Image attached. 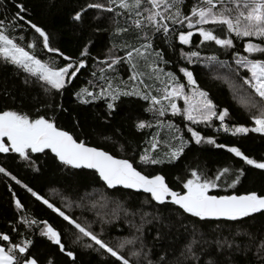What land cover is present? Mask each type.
Returning a JSON list of instances; mask_svg holds the SVG:
<instances>
[{
    "label": "snow or ice",
    "instance_id": "1",
    "mask_svg": "<svg viewBox=\"0 0 264 264\" xmlns=\"http://www.w3.org/2000/svg\"><path fill=\"white\" fill-rule=\"evenodd\" d=\"M184 5L185 0H96L75 12L72 19L76 22H82L88 10H97L96 19L103 13L113 14L110 17L114 25L111 35L118 40L113 41L109 58L99 63L106 65V69L114 73L117 72L118 64H127L130 73L128 81L131 82L129 89L128 82L121 80L118 74L109 77L105 74V67H101L99 79L103 83L99 85V91L81 88L75 93V98L80 104L103 99L111 115L115 111V102L120 97H138L148 103L149 107L144 111L153 115L157 125L163 127L158 118L164 117L166 113L170 112L173 117L180 116L187 122L184 127L190 133L191 141L197 145L207 143L216 148H226L227 152L239 158L245 165L264 171V161L250 158L238 147L218 144L213 138H205L190 127L199 124L211 127V122L216 119L220 121V129L225 133L231 132L233 136L249 132L264 136V0H196L187 13L183 10ZM14 7L16 11L10 19L5 17V20H0V59L22 71L25 74V84L35 82L45 94L62 95L66 86L86 67V58L90 54L88 45H85L78 59L64 55L53 45L52 37L43 28L26 19L24 13L27 9L22 3L15 2ZM0 8L7 11L3 0H0ZM118 17H124L123 25L120 24ZM6 20L10 27H6ZM24 25L38 35L44 50L55 54L57 58H62L63 63H57L56 59L51 58L42 61L24 46L14 42V38L8 34L9 30L23 28ZM185 28L187 31L183 30ZM130 32L140 41L139 46L129 43L125 38L124 34ZM194 33L199 36L197 49L215 45L216 49L225 53L232 50V62L219 59L215 52L202 57L198 50L181 51L180 58L186 60L188 64L203 62L204 67L214 66L218 70L223 69L224 72L221 74L218 71L214 78L229 86L233 98L249 113L253 127L230 128L225 122V118L229 116L228 109L218 108L209 92L199 87L193 71L187 67L179 68V73L186 83L178 79L173 72L165 71L161 67L170 62L165 59L162 51L156 50L154 38L162 35L163 42L170 47L173 37L179 45H190ZM19 39L23 40L24 37L21 36ZM235 41L242 42L244 54L236 49ZM26 47L33 49L35 45L28 43ZM118 50L124 52L123 57L115 54ZM241 70H244L243 75ZM93 76L96 74L93 73ZM89 84L96 87L93 81H89ZM154 85L159 86L154 88ZM180 100L183 101L182 108L177 103ZM48 107L55 113V110L62 106L52 103ZM55 121V114L51 117L39 115L33 118L11 109L0 110V154H15L13 159L18 157L26 166L32 167L33 171H38L33 155L48 156L50 153L51 157L66 169L91 170L108 190L122 188L142 191L150 195L151 201L159 205H175L183 213L200 221L221 219L237 221L252 217L256 213L264 215V195L255 191L231 195L209 194L211 189L220 187L217 181L222 177L230 179V182L226 180L228 187H235L243 175L242 170H238L235 178H231V170L225 167L213 178H209L199 168H192L189 176L182 182V190L174 191L162 174H144L128 159H117L106 151L90 147L84 141H78L68 131L58 127ZM151 127L153 124L146 120H138L135 124L137 131ZM167 128L171 133V139L165 142L166 150L162 153L158 151L160 141L156 139L158 133H154L150 148L145 149L139 157L140 163L172 164L182 156L190 141L178 134L180 129L173 123L168 122ZM0 174L26 188L36 201L61 217L75 230V242L83 241L84 247L98 251L101 255L106 254L112 258L111 264H188L189 261L200 259L194 250V245L199 243L196 239L186 245L180 255L172 261H169L166 255H159L153 259L150 252L144 251L145 246L140 236L121 239L114 246L103 238V230L97 233L92 229L91 223H81L79 218L66 214L62 208L54 206L37 191L22 184L5 167L0 166ZM13 200L15 207L21 209V202L15 196ZM101 200L107 201V197L102 194ZM67 206L70 208L72 204L68 203ZM96 206L95 203L92 204L93 208ZM103 206L102 204L101 207ZM101 220L103 221L102 217ZM20 224L26 229L43 224L40 235L75 261L74 253L66 250L61 234L46 221L24 216ZM142 227L143 225L137 227L136 231L142 232ZM13 231L21 236L17 242H12L8 234H0V264H38V261L29 254L33 241L19 232L18 228H14ZM193 235L195 236V230ZM138 243L139 248L136 247ZM217 244L218 247L222 246L220 242ZM261 251L264 252V246Z\"/></svg>",
    "mask_w": 264,
    "mask_h": 264
},
{
    "label": "trees",
    "instance_id": "2",
    "mask_svg": "<svg viewBox=\"0 0 264 264\" xmlns=\"http://www.w3.org/2000/svg\"><path fill=\"white\" fill-rule=\"evenodd\" d=\"M15 2L25 6L26 19H30L43 28L52 37L53 45L64 55L78 59L85 45H88L90 54L86 58V67L73 78L72 83L66 86L62 95L45 94L40 85L35 82L25 84V74L0 59V110L11 109L26 113L33 118L39 115L51 117L55 114L57 126L68 131L78 141H84L90 147L106 151L117 159H128L137 170L144 174H162L166 183L174 191L182 190V182L189 176L192 168H199L209 178H213L227 167L231 170V178H235L238 170L243 171L239 182L235 187L230 188L227 186L230 179L222 177L220 181H217L220 187L211 189L210 195L246 194L248 191L264 195V171L245 165L239 158L227 152L226 148H216L207 143L197 145L191 141V135L184 127L187 122L181 117L166 114L158 119L163 125L168 122L176 125L180 129L178 134L190 141L182 156L172 164H142L139 157L145 149L150 148L154 133H158L156 139L160 141L158 151L162 152L165 149L163 143L165 131L163 127L156 124V119L151 113L144 111L149 107L146 101L135 96H122L115 102V111L109 115L103 99L88 104H80L76 100L75 93L81 88L98 92L99 85L103 83L99 79L100 68L106 69V65H101L99 62L109 58L113 41L118 40L111 35L114 27L110 19L113 16L112 13H108L101 21L91 22L90 34L75 49H70L64 45L60 21L66 14L74 12L79 7L81 4L79 0H3L7 11L0 8V20H5V17L11 18L16 11ZM195 2L196 0H185L183 9L185 13ZM117 19L121 25L125 23L124 17ZM5 23L6 27H10L7 20ZM183 30L187 31L186 28ZM8 34L14 38V42L24 46L38 59L48 61L51 58L56 59L57 63H63L62 58H57L55 54L43 49L41 39L34 31L28 29L27 25L9 30ZM124 35L129 43L139 46L140 41L134 38L132 32ZM21 36L24 37L23 40L19 39ZM233 39L235 40L234 37ZM253 42L257 41L253 40ZM28 43H33L35 47L27 49ZM154 43L156 50L162 51L165 59L170 62L161 66L165 71L173 72L178 79L185 82L182 74L179 73V68L187 67L193 71L199 87L209 92L218 108L228 109L229 116L226 117L225 122L230 128L252 126L249 113L236 102L228 87L221 80L214 78L217 72L224 71L223 69L218 70L214 66L204 67L203 62L188 64L186 60L180 58L181 51L198 50L202 57L215 52L219 59L228 60L231 63L232 50L225 53L216 49L215 45L197 49L199 36L196 33L190 45H179L173 37L170 47L163 42L162 35L155 37ZM235 44L236 49L244 54L242 42L235 41ZM115 54L124 56L122 50L116 51ZM233 67H235L234 64ZM116 69L115 73L106 69L105 74L109 77L118 74L121 80L128 82L130 88L128 65L118 64ZM93 73L96 74L95 77ZM241 74H244V70H241ZM89 81H93L96 87L90 85ZM140 87L143 86L140 85ZM52 103L62 107L54 113L53 109L48 107ZM138 120L149 121L153 127L137 131L135 124ZM219 126L220 121L213 119L211 127L203 124L190 127L205 138H213L218 144L238 147L250 158L264 161V136L252 132L233 136L231 132L225 133ZM14 156L15 154H0V166L8 169L22 184L37 191L54 206L62 208L66 214L79 218L81 223H91L92 229L97 233L103 230V238L114 246L121 239L140 236L145 246L144 251L150 252L153 259L159 255H166L167 259L172 261L180 255L186 245L196 239L199 243L194 245V250L200 259L189 261L188 264H209V262L212 264H264V252L261 251L264 246V215L260 213L237 221H200L183 213L175 205H159L151 201L150 195L142 191L136 192L122 188L108 190L92 171L66 169L52 158L50 153L48 156L33 155L38 171H33L32 167L26 166L18 157L13 159ZM102 194L107 197V201L101 200ZM14 196L21 202V209L15 207ZM81 197L84 199L82 200ZM68 203L72 204L70 208L67 206ZM94 203L97 205L95 208L92 207ZM104 203L103 214L97 210L99 209L97 207L98 204L101 206ZM24 216L37 221H46L57 230L61 234L66 250L74 253L75 261L73 262L60 252L58 246L51 244L40 235L43 224H37L32 229L24 228L20 224ZM141 225H143L142 232H137L136 228ZM14 228H18L19 232L33 241L29 254L38 261V264H49V262L51 264H111L112 258L106 254L101 255L98 251L84 247L83 241L75 242V230L71 229L61 217L36 201L26 188H22L14 180L0 174V234H8L12 242H17L21 236L13 231ZM217 242H220L222 246L218 247ZM136 247L139 248V243Z\"/></svg>",
    "mask_w": 264,
    "mask_h": 264
},
{
    "label": "rangeland",
    "instance_id": "3",
    "mask_svg": "<svg viewBox=\"0 0 264 264\" xmlns=\"http://www.w3.org/2000/svg\"><path fill=\"white\" fill-rule=\"evenodd\" d=\"M79 1L81 2V4H79V7H77L74 12L66 14L60 21L61 22V26L63 28L64 45L69 47L70 49H75L79 45V43H81L90 34V23L91 22H93V21H101L105 16L108 15V13H103L102 15H100L99 19H96L95 17L98 14L97 10H88V12L83 17V21L82 22H76V21H74L72 19V16L75 14V12H77L81 8L85 7L88 3L96 2V0H79ZM219 72L222 74L224 71H219ZM225 85L229 89V86L227 84H225ZM157 86H159V85H154L153 87L155 88ZM91 91H93V90H91ZM177 103H178L179 107H181V108L183 107V101L182 100L178 101ZM166 114L172 116L170 114V112L166 113ZM178 117H180V116H178ZM225 120H226V118H225ZM251 127H253V125ZM162 129H163V131H165L164 133L166 135V136L164 135V141H163V143L165 144L166 141H170L171 133H170V131L167 128V124L163 125ZM173 142L178 143L177 141H173ZM164 150H166V149H164ZM97 208H99L97 210L100 213H103V210L105 209V203H104L103 207L99 206V204H98Z\"/></svg>",
    "mask_w": 264,
    "mask_h": 264
},
{
    "label": "water",
    "instance_id": "4",
    "mask_svg": "<svg viewBox=\"0 0 264 264\" xmlns=\"http://www.w3.org/2000/svg\"><path fill=\"white\" fill-rule=\"evenodd\" d=\"M101 150V149H100ZM84 170H87V169H84ZM87 171H91V170H87ZM223 219L221 220H211V221H222ZM223 221H226V220H223Z\"/></svg>",
    "mask_w": 264,
    "mask_h": 264
}]
</instances>
